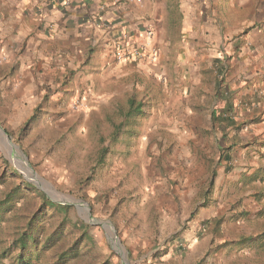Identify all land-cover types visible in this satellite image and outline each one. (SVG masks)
<instances>
[{"label": "rangeland", "instance_id": "374dc122", "mask_svg": "<svg viewBox=\"0 0 264 264\" xmlns=\"http://www.w3.org/2000/svg\"><path fill=\"white\" fill-rule=\"evenodd\" d=\"M170 22L152 36L157 56L133 70L104 75L87 55L59 73L66 60L30 64L25 47L0 55V198L30 186L0 219V252L45 197L60 206L28 264H264V187L254 184L264 174L227 152L230 105L215 74L174 67L188 45L182 19ZM75 241L77 254L59 261Z\"/></svg>", "mask_w": 264, "mask_h": 264}, {"label": "crops", "instance_id": "0c3cea01", "mask_svg": "<svg viewBox=\"0 0 264 264\" xmlns=\"http://www.w3.org/2000/svg\"><path fill=\"white\" fill-rule=\"evenodd\" d=\"M179 18L177 34L188 46L174 67L215 74L219 96L230 105L235 146L227 152L255 179L264 174V0H0V55L25 47L19 54L34 59L30 64L50 56L66 60L59 73L87 55L104 75L133 70L146 62L133 54L118 60L115 52L139 47L147 28L159 36ZM197 44L204 46L195 51ZM244 122L247 131L239 132Z\"/></svg>", "mask_w": 264, "mask_h": 264}, {"label": "trees", "instance_id": "16d2710c", "mask_svg": "<svg viewBox=\"0 0 264 264\" xmlns=\"http://www.w3.org/2000/svg\"><path fill=\"white\" fill-rule=\"evenodd\" d=\"M230 117V116H229ZM230 119V118H228ZM214 120H221L220 118H214ZM230 123L231 120L229 121ZM24 188H28V183L23 184ZM16 189L9 190L5 193V195L0 198V219L2 215L11 210L12 205L17 201L18 198L22 197L24 188L20 186H16ZM39 195L42 193L35 189ZM58 204L46 199L45 197L42 198L41 204L38 206L39 210L32 212L26 220L23 229L16 232V235L11 239L9 247L5 250L3 249L0 252V256H6L10 249H15L17 253L13 257L15 264H28L29 262V255L27 253L33 249L36 250L39 241V234H40V223L44 220L45 215L49 213L50 210H54L57 208ZM37 208V209H38ZM54 236V232L49 234L45 237L42 243H45V246L50 245L52 241L57 238ZM51 242V243H49ZM77 241H75L70 247L66 250L62 251L59 255V261H63L64 259L77 254Z\"/></svg>", "mask_w": 264, "mask_h": 264}, {"label": "built area", "instance_id": "2783aa9c", "mask_svg": "<svg viewBox=\"0 0 264 264\" xmlns=\"http://www.w3.org/2000/svg\"><path fill=\"white\" fill-rule=\"evenodd\" d=\"M152 36H153L152 29L147 28L145 32V37L139 47L133 48L129 51L119 50L115 52L116 58L118 60L124 59V58L130 57L131 54H133L138 59L144 57L145 55H148L149 57L150 56L154 57L155 51H154V46L152 42Z\"/></svg>", "mask_w": 264, "mask_h": 264}]
</instances>
